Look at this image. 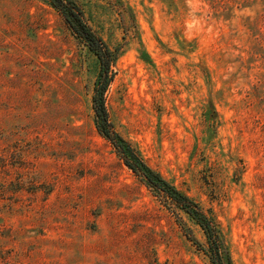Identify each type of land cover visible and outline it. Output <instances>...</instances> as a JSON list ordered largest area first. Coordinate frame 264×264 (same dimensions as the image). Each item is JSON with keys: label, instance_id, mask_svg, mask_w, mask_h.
Masks as SVG:
<instances>
[{"label": "rangeland", "instance_id": "1", "mask_svg": "<svg viewBox=\"0 0 264 264\" xmlns=\"http://www.w3.org/2000/svg\"><path fill=\"white\" fill-rule=\"evenodd\" d=\"M116 53L111 133L264 264V0H72ZM98 57L51 0H0V264H213L97 128Z\"/></svg>", "mask_w": 264, "mask_h": 264}, {"label": "trees", "instance_id": "2", "mask_svg": "<svg viewBox=\"0 0 264 264\" xmlns=\"http://www.w3.org/2000/svg\"><path fill=\"white\" fill-rule=\"evenodd\" d=\"M58 9L73 33L81 38L89 49L98 57L101 72L96 83L94 95V109L96 123L100 134L111 141L124 158L125 164L136 174L141 176L146 184L158 193H164L174 203L185 210L204 231L209 249L208 256L213 264H231L230 258L223 254L221 237L213 221L203 212L201 207L189 197L167 182L159 173L151 169L141 158L133 153L131 146L118 135L111 133V123L105 106V93L112 81L111 67L116 60V53L88 27L83 21L82 11L72 0H51Z\"/></svg>", "mask_w": 264, "mask_h": 264}]
</instances>
